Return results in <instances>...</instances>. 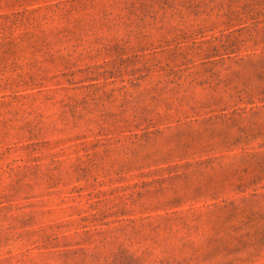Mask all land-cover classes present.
Returning a JSON list of instances; mask_svg holds the SVG:
<instances>
[{
  "label": "rangeland",
  "instance_id": "obj_1",
  "mask_svg": "<svg viewBox=\"0 0 264 264\" xmlns=\"http://www.w3.org/2000/svg\"><path fill=\"white\" fill-rule=\"evenodd\" d=\"M0 264H264V0H0Z\"/></svg>",
  "mask_w": 264,
  "mask_h": 264
}]
</instances>
